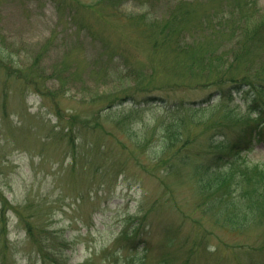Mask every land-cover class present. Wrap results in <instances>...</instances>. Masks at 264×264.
I'll use <instances>...</instances> for the list:
<instances>
[{
	"label": "rangeland",
	"instance_id": "rangeland-1",
	"mask_svg": "<svg viewBox=\"0 0 264 264\" xmlns=\"http://www.w3.org/2000/svg\"><path fill=\"white\" fill-rule=\"evenodd\" d=\"M159 19L175 22V38L182 44L177 53L221 55L230 61L236 75L247 74L248 70L263 74L264 0H146L117 7L106 0H0L1 264H113L116 257L122 259L113 254L114 249L119 250L123 256L120 261L124 262L137 251L127 249L130 242L116 238L125 228L132 229L134 220L129 217L138 215L141 207L149 209L152 205L157 211L151 217V243H164V226H169L174 236L190 239L192 256L198 255L199 264H215L223 257L236 262L241 249L261 242V237L235 234L226 227L225 219L214 221L216 218H206L195 209L198 197L192 189V178L183 172L186 167L178 163L184 173L181 178L167 167L176 149H168L162 140L165 129L158 128L147 136L161 117L178 116L169 113L166 106L149 104L144 123L133 125L129 137L111 123L99 125V129L109 132L99 137L89 130L79 132V124L69 122L72 114L89 117L105 104L92 109L85 106L82 96L89 88L85 82L91 85V91L98 81L104 83L105 90L116 84L114 77L106 81L97 74L90 76L93 67H99L109 53L110 45L137 59L135 65L147 72L144 83L163 86V90L154 91L159 96L171 101L183 97L181 88L169 87L168 78L151 72L157 64L143 45V32L150 21ZM86 25H91L95 33L87 31ZM33 64L37 67L31 68ZM58 73L66 80L58 81ZM254 94L256 99L261 95ZM251 102L240 95L228 102V109L241 115ZM219 103L217 100L215 106L201 111L183 108V113L194 118L195 132L201 133L188 134L191 144L182 150L192 154L194 160H198V151L212 131H217L209 129L208 117L221 119L215 108ZM57 108L62 120L54 117ZM247 117L257 116L252 112ZM145 123L152 127L143 126ZM185 123L188 130L194 129ZM70 128L73 131L68 134ZM146 136L150 139L148 153L141 155L138 163L133 162L128 145L144 141ZM94 142L127 159L126 170L105 172L106 162H98L99 154L89 152ZM86 155L102 170L89 168ZM241 156L250 163L263 164L264 144H255ZM20 219L26 220L23 223ZM29 224L34 229L33 237L41 234L46 240L52 236L57 241L51 254L47 247L45 254L31 248L29 240L33 238L26 240L25 234ZM141 228H145L143 223ZM212 252L218 254L210 256ZM186 254L183 252L181 257Z\"/></svg>",
	"mask_w": 264,
	"mask_h": 264
},
{
	"label": "trees",
	"instance_id": "trees-1",
	"mask_svg": "<svg viewBox=\"0 0 264 264\" xmlns=\"http://www.w3.org/2000/svg\"><path fill=\"white\" fill-rule=\"evenodd\" d=\"M104 1L102 0V2ZM106 1L111 3L113 7H117V5L128 0ZM130 1L144 2L146 0ZM171 20L159 19L150 21L149 25H147L148 27L146 26L147 29L146 27L144 28L143 45L146 46L149 53H152L153 62L157 64L156 67L152 68L154 70H151V72L168 78L169 81L166 84L171 88L183 87L195 90L196 88L210 89L213 86L216 87L217 93L224 99L233 100L236 95L254 99L250 103L249 113L253 112L257 117L252 119L247 116L234 114L228 111L227 108L225 110L222 109L220 113L221 119L218 120L217 124H212L209 127V129L213 128V130L217 131H212V135L205 140L201 150L198 151V160H194L192 154L188 155L185 150L182 151L184 146H190L191 144L188 134L190 136L201 135V133L197 134L195 132L193 124L184 119V117L161 118V121L154 124L153 129L149 131L147 136L155 134L158 128L159 131L165 129L162 134V140L167 143L168 149L171 147L172 150L176 149L174 158L167 167H169L171 174L178 178L184 177L183 172H185L186 177L189 175L192 178V183L195 187L200 183L201 187H192V189L198 197L195 200V209L199 210L204 217H214V219L216 218L214 221L218 219V222L221 219H225L223 220L224 224L235 234H255L262 238L257 246L251 245L241 249L240 253L235 256L236 262L231 261L230 263L228 261L229 258L223 257L222 261L217 259L218 261L215 264H264V164H251L241 157V152L246 149L247 145L252 144L256 138L264 141V72L263 74L260 72L249 73L248 70L247 74L238 73L236 75L233 72L234 70L231 69L230 61L221 55L202 54V56H197L183 51L182 53H177L176 51H181L180 45L182 44L176 41V26L175 22L171 24ZM173 20L175 21V19ZM91 27V25L85 26L87 31L94 34L95 29L93 28V30ZM173 40L177 43L172 42ZM108 47L109 53L105 54L104 59H101L99 67L96 65L93 67L90 76L97 74L103 76L102 78L106 81H109L110 77H114L116 78V84L108 86L105 90L104 83L98 81L92 88V91H96L92 93L89 90L91 85L88 81L85 82L87 87L89 85L88 93L82 96V99H85V106L92 109L99 103L105 104L89 117L88 115L72 114L69 122L73 126L79 124V132L85 130L86 133L89 130L92 131L93 135L99 137L100 135L103 137L102 134L106 135L109 133L105 130L106 128L99 129V125L102 122H107L114 125L119 132L127 133L129 137L133 133V125L144 123L145 108L154 101L164 99L154 92L161 90L162 86L149 82L144 83L147 72L135 65L137 59H131L124 51L114 46L110 45ZM175 48L176 53L174 52ZM36 65L33 64L30 67L35 68L37 67ZM57 75L56 79L58 81L66 80L65 77H61V74L58 73ZM186 79L189 80L186 81ZM210 79H215L216 81ZM254 92H259L261 95L256 99L253 97L255 95ZM87 95L90 96L88 99ZM186 104H188L186 100L179 103L175 102L170 105V109L173 110ZM191 105L194 106L193 104ZM57 110V116L54 117L62 120L63 115L61 116L59 113L61 110L58 108ZM185 121L194 129L188 130ZM147 124L145 123L143 126L146 127ZM103 130L106 133L102 132ZM68 131V134H71L73 128ZM147 136L144 141L139 139L128 145V150L132 154L129 157L133 159V162L138 163L142 160L141 155L148 153L146 149L150 139ZM98 143L94 142V145L89 148V152L99 154L100 159L98 162H106L103 165L104 171L111 173L119 169V173L124 172L126 170L125 167H127V159L121 158L123 156L112 154L108 148L105 147V149L102 144L99 145ZM7 144H9L8 141ZM71 146L75 148L74 141H72ZM72 157V169L75 170L77 160L74 153ZM85 157V164L90 162L89 168L95 167L98 170H102L98 166V162L95 163L93 159H90L89 155ZM174 162H177V164L172 165ZM178 163L185 166L187 171L180 168ZM103 177L106 178L108 175L104 174ZM156 211L154 205L149 209L141 207L138 215L129 217L134 220L132 229L125 228L116 239L130 242V246H127V249L137 251V253L131 259H126L127 257H125L124 259L126 260L121 262L120 260L123 259L122 254H119V250L114 249L113 254L116 255L117 253L122 259L115 256L113 264H199L198 255L194 254L192 256L190 239L186 236H180L179 238L174 236V232L169 226H164V230H166L164 243L158 246L151 243V217H154ZM25 220L20 219L23 223ZM142 223L145 228H141ZM162 224L165 225L164 223ZM26 230L27 236L33 238L32 242L29 240L31 248L32 245H35L38 253L41 254L43 252L45 254V248L47 247L51 254V248L58 246L57 241L52 236L48 240L41 234L38 236L36 234L33 237L34 229L30 224ZM46 233L49 232L46 231ZM49 234L52 233L50 232ZM199 242L200 245L204 244V242L198 240ZM179 251L181 254H176ZM183 252L187 254L181 257ZM205 252L201 256H204ZM138 253H141L140 257H136ZM217 254L212 252L209 255L214 257Z\"/></svg>",
	"mask_w": 264,
	"mask_h": 264
}]
</instances>
